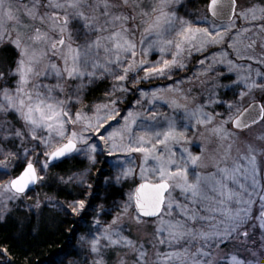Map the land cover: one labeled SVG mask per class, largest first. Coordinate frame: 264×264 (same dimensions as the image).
<instances>
[{"label":"rangeland","instance_id":"obj_1","mask_svg":"<svg viewBox=\"0 0 264 264\" xmlns=\"http://www.w3.org/2000/svg\"><path fill=\"white\" fill-rule=\"evenodd\" d=\"M64 1H0V115L16 119L33 148L21 163L33 164L41 180L48 155L70 141L74 158L100 160L107 186L167 183L151 222L131 214L129 194L114 204L118 215L107 218L100 208L82 221L76 243L87 264L133 257L149 264L139 235L156 240L157 264H201L198 255L248 244L254 233L264 247V117L243 131L231 126L255 100L264 114V0H236L228 24L210 21L199 0H144L146 21L137 6L122 15L103 0L95 10ZM56 11L71 22L69 51L52 48L66 34L51 24ZM99 83L109 85L106 99L83 105L84 91ZM6 160L0 155L4 213L12 181ZM84 180L71 182L84 190ZM69 208L78 213L81 204Z\"/></svg>","mask_w":264,"mask_h":264},{"label":"trees","instance_id":"obj_2","mask_svg":"<svg viewBox=\"0 0 264 264\" xmlns=\"http://www.w3.org/2000/svg\"><path fill=\"white\" fill-rule=\"evenodd\" d=\"M208 2L199 0L204 6ZM11 54L12 51L7 52L8 63L12 60ZM218 81V86H224L221 77ZM108 89L107 83L87 88L82 97L83 105L89 108L96 106L106 99ZM220 92L229 97L223 88ZM20 127L12 116L0 115V155L7 157L4 164L11 180L20 175L25 166L21 163L23 156L33 149L30 142L22 139ZM100 167V160L93 163L70 155L48 165L46 174L38 179L32 191L18 194L8 188L11 196L7 212L0 210V259H4V254L10 257V261L4 264L88 263L87 256L76 243L82 232V221L91 219L95 210L100 208L108 213L107 218L118 215V211L112 210L114 204L126 194L132 196L135 186L133 183L117 187L105 185V174L98 171ZM77 177L85 179L84 190L71 182ZM77 203L81 208L78 213H73L69 206ZM54 205L57 207L55 210Z\"/></svg>","mask_w":264,"mask_h":264},{"label":"flooded vegetation","instance_id":"obj_3","mask_svg":"<svg viewBox=\"0 0 264 264\" xmlns=\"http://www.w3.org/2000/svg\"><path fill=\"white\" fill-rule=\"evenodd\" d=\"M3 2L6 1H10L13 5H17L18 2L22 3V1H17V0H0ZM27 3H38V5H40L42 3L43 0H26ZM66 1V0H65ZM64 1V2H65ZM98 0H83L84 5H86L87 9H91V10H95V2ZM105 2V4L108 6V9H111L113 13H117V14H122L125 13L126 11H129V7L130 9H133L134 6H137L140 10H141V15H142V19L143 21H146V10L144 9V0H128L125 2H123V0H103ZM25 2V1H24ZM5 6V5H4ZM94 7V8H93ZM237 7V4H236ZM235 7V8H236ZM135 11V8H134ZM236 12V10H235ZM38 13V12H37ZM3 15L5 17V10L0 8V23H3ZM22 15V14H21ZM235 15V14H234ZM22 17V16H21ZM51 24H53L54 26L57 25L56 27H59V29H65L66 34H63L59 37H54L57 42L53 44L52 48H58V49H65L67 51H69V46H70V37H68V28L70 25V21L68 20V17L66 15H64L63 13H60L58 11L51 13ZM233 18V17H232ZM210 21L215 22V23H220V22H216L215 20L208 18ZM234 19V18H233ZM232 19V20H233ZM99 20V18H98ZM232 20L230 22H232ZM229 22L226 23H220V24H228ZM122 24H124L125 26L128 25V21H123ZM128 27V26H127ZM75 30V32L78 30H80L81 28L79 27H74L73 28ZM2 30H3V26H2ZM92 34L89 35L88 39L92 38ZM4 39V38H3ZM84 40V38H83ZM87 41V39L85 40ZM73 42L75 44H79L80 42L78 41H74ZM1 50V49H0ZM4 56L7 55V50L6 48L4 49ZM68 55H71V52H68ZM68 56V57H69ZM12 57V54H11ZM5 59V58H3ZM12 60L14 58H11ZM264 117V114H263ZM263 119V118H262ZM262 121V120H261ZM234 129V128H232ZM234 131H240V130H236L234 129ZM243 131V130H242ZM164 203V202H163ZM162 208H163V204H162ZM162 212V210H161ZM160 212V213H161ZM156 218H152V219H145V221H149L151 222L152 220H155ZM241 234V236L246 237V231L239 233ZM253 235V240L250 243H244L242 242V246H234L233 248L228 247V246H221L219 248H216L213 251H209L206 253V255L204 256H197L198 259H201V264H228L229 263V256L235 255L237 257V259L239 260V264H264V247L263 246H258L255 245L256 242L254 240V236H256V233L252 234ZM137 238V237H136ZM139 242H137L139 244V248L142 247L143 251H145V253H147V257H148V261L149 264H157L156 263V256H153V251L156 249V240H154V238L152 236H138L137 239ZM135 250V248H134ZM135 257L129 259L128 261L130 264H135L134 263V259ZM161 258V256H160ZM159 264H162L158 261Z\"/></svg>","mask_w":264,"mask_h":264},{"label":"water","instance_id":"obj_4","mask_svg":"<svg viewBox=\"0 0 264 264\" xmlns=\"http://www.w3.org/2000/svg\"><path fill=\"white\" fill-rule=\"evenodd\" d=\"M23 1V0H20ZM236 3L235 0H211L208 4V13L218 22H230L234 16ZM262 107L260 103H251L243 112L232 121L235 129L247 128L262 117ZM75 149L73 142H67L64 145L50 153L48 163L52 164L69 156ZM37 182V174L34 166L27 165L20 176L12 181L11 187L15 192L22 193L27 189H32ZM167 183L140 182L136 185L133 192L134 210L141 216L154 218L159 215L162 209L164 195L167 191ZM264 217V213H263Z\"/></svg>","mask_w":264,"mask_h":264},{"label":"bare ground","instance_id":"obj_5","mask_svg":"<svg viewBox=\"0 0 264 264\" xmlns=\"http://www.w3.org/2000/svg\"><path fill=\"white\" fill-rule=\"evenodd\" d=\"M182 55H184V54H182Z\"/></svg>","mask_w":264,"mask_h":264}]
</instances>
